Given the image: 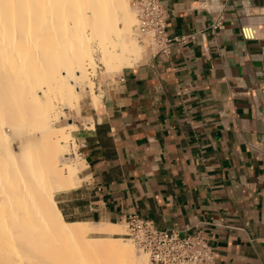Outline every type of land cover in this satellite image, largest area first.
<instances>
[{
  "label": "crops",
  "instance_id": "1",
  "mask_svg": "<svg viewBox=\"0 0 264 264\" xmlns=\"http://www.w3.org/2000/svg\"><path fill=\"white\" fill-rule=\"evenodd\" d=\"M162 2L169 33L195 38L170 56L147 46L102 82L98 109L83 102L67 119L84 168L57 205L68 222L137 214L201 231L217 264H264V0Z\"/></svg>",
  "mask_w": 264,
  "mask_h": 264
},
{
  "label": "bare ground",
  "instance_id": "2",
  "mask_svg": "<svg viewBox=\"0 0 264 264\" xmlns=\"http://www.w3.org/2000/svg\"><path fill=\"white\" fill-rule=\"evenodd\" d=\"M37 1L35 12L29 0H0V264H149L118 225L68 222L55 200L82 184L64 146L78 127H53L64 118L56 102L89 91L98 109V64L115 73L139 63L130 0ZM23 134L40 142L16 152L12 136Z\"/></svg>",
  "mask_w": 264,
  "mask_h": 264
},
{
  "label": "built area",
  "instance_id": "3",
  "mask_svg": "<svg viewBox=\"0 0 264 264\" xmlns=\"http://www.w3.org/2000/svg\"><path fill=\"white\" fill-rule=\"evenodd\" d=\"M131 6L137 22V38L143 44L148 43L155 54L170 56L175 47L195 38L194 35L172 36L169 33V13L162 0H131ZM223 20L219 15L212 29L221 30ZM241 34L245 40H254L257 29L254 25H245ZM68 146L69 160L80 157V146L75 138L69 141ZM123 224L126 229L124 236L148 256L149 264H217L218 252L201 231L162 230L152 220L137 214L129 215Z\"/></svg>",
  "mask_w": 264,
  "mask_h": 264
},
{
  "label": "rangeland",
  "instance_id": "4",
  "mask_svg": "<svg viewBox=\"0 0 264 264\" xmlns=\"http://www.w3.org/2000/svg\"><path fill=\"white\" fill-rule=\"evenodd\" d=\"M29 1L30 2H28V5L34 6V8H32V9L35 10V12H38V10H40V9H38L36 7V5H38L40 2L37 1V0H32V1L29 0ZM130 3H131V0H130ZM35 8H37V9H35ZM140 44L142 46V56H143V53H144L145 49L148 46V43L143 44L142 42H140ZM95 50H97V49H95ZM97 51L95 52V54L99 55V52L97 53ZM98 66H99V68H98V74L95 77V84L96 85H95L94 91L96 93H98V94H102V91L100 89V86H101L102 82H104V80L106 78H108V77H113V76L119 74L121 71H118V72H115V73H113V72L111 73V72L106 71L105 68H103L104 67L103 65L98 64ZM80 95H81V99L82 100L81 101H74V103H70L69 100H66L64 102L57 100L56 103L58 104V106H57V109L59 110L58 113L60 114V116H63L64 118L53 122V127L67 126L69 124H72V121H70V123H68L67 119L72 118V120H75L76 117H80L81 103L91 101V93L89 91H81ZM8 122H11V121L9 120ZM7 129H9V128H7ZM42 129L43 128L40 127L37 130L38 131H42ZM9 133H11V131H9ZM12 139H13L11 141L12 147H13V149L16 152L20 151V149L23 146V144H26L28 142H32L35 145H38L39 142H40V139H39L38 136H29V135H25V134L18 135V136H12ZM64 146H65V150L67 151V154H68L69 146H68V144H64ZM69 162L73 163V164H78L80 162V165H79L80 169L82 170L84 168V162L81 159H79L78 156L76 157L75 160H69ZM60 193H63V192L62 191L56 192V194H55L56 201L59 199L58 195ZM118 226L121 228V230H123V232L121 234L116 235V237H122V238L126 239V236H124V234L126 232L124 224H121V225H118ZM88 236L92 237V238L102 237V236H100L98 234H93V233L89 234ZM103 237H106V236H103Z\"/></svg>",
  "mask_w": 264,
  "mask_h": 264
}]
</instances>
